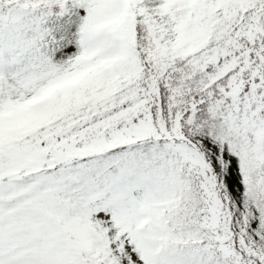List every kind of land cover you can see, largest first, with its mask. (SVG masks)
<instances>
[{
  "label": "snow or ice",
  "instance_id": "6c2138e0",
  "mask_svg": "<svg viewBox=\"0 0 264 264\" xmlns=\"http://www.w3.org/2000/svg\"><path fill=\"white\" fill-rule=\"evenodd\" d=\"M0 264H264V0H0Z\"/></svg>",
  "mask_w": 264,
  "mask_h": 264
}]
</instances>
